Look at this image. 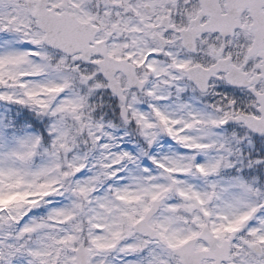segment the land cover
Here are the masks:
<instances>
[{
    "label": "snow or ice",
    "instance_id": "6c2138e0",
    "mask_svg": "<svg viewBox=\"0 0 264 264\" xmlns=\"http://www.w3.org/2000/svg\"><path fill=\"white\" fill-rule=\"evenodd\" d=\"M0 264H264V0H0Z\"/></svg>",
    "mask_w": 264,
    "mask_h": 264
}]
</instances>
